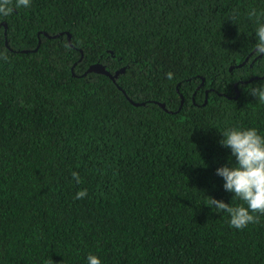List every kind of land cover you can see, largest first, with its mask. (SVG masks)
Instances as JSON below:
<instances>
[{
	"label": "trees",
	"instance_id": "1",
	"mask_svg": "<svg viewBox=\"0 0 264 264\" xmlns=\"http://www.w3.org/2000/svg\"><path fill=\"white\" fill-rule=\"evenodd\" d=\"M251 9L264 0H30L0 16V264H264V214L237 230L207 206L246 207L216 175L235 166L222 132L264 137ZM93 64L124 71L113 83Z\"/></svg>",
	"mask_w": 264,
	"mask_h": 264
},
{
	"label": "clouds",
	"instance_id": "2",
	"mask_svg": "<svg viewBox=\"0 0 264 264\" xmlns=\"http://www.w3.org/2000/svg\"><path fill=\"white\" fill-rule=\"evenodd\" d=\"M30 0H0V16L7 17L15 9L29 7ZM264 13L257 15L255 9L248 12L249 19L255 17L254 53L264 56V21H261ZM235 16L230 20H234ZM168 79L173 78L171 72L166 73ZM250 94L264 104V84L253 87ZM223 139L219 142L223 147L230 149L235 158V166H222L216 169V175L223 178V188L227 192L234 193L232 198L243 201L245 206H231L223 201L208 197L207 206L215 208L217 213L224 212L229 217V226L237 230L246 228L251 223L258 222V216L254 213L264 214V137L258 134L255 128L238 129L230 128L222 132ZM76 183H80L79 174L72 173ZM87 196V189L77 191L75 199H83ZM87 264H101L100 259L92 254L87 256Z\"/></svg>",
	"mask_w": 264,
	"mask_h": 264
},
{
	"label": "water",
	"instance_id": "3",
	"mask_svg": "<svg viewBox=\"0 0 264 264\" xmlns=\"http://www.w3.org/2000/svg\"><path fill=\"white\" fill-rule=\"evenodd\" d=\"M44 37H47V38H55L57 35H54V36H47L46 34H42ZM66 38L67 40L69 39V36L66 34ZM247 60V58H245L243 60V62H241L240 64L236 65V67H240L244 64V62ZM230 69V68H229ZM124 69L121 68L119 70H116L113 72V74L111 75L105 68L104 66L102 65H99V64H93L91 66H89L86 71L84 72L85 73H89V72H93V73H97V74H102L104 76H106L107 78H109L113 83H115V79L117 78V76L121 73H123ZM119 89V87H117ZM236 88V85H234V89ZM237 96V93H235V97ZM129 102L131 104H133L134 106H138V105H142L141 104H138V103H133L131 100H129ZM182 104V98L180 97V102H179V106ZM158 106L160 108L163 109V105L162 104H158Z\"/></svg>",
	"mask_w": 264,
	"mask_h": 264
}]
</instances>
